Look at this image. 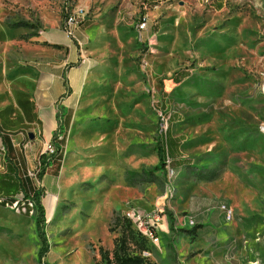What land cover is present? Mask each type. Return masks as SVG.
Masks as SVG:
<instances>
[{"label": "rangeland", "instance_id": "1", "mask_svg": "<svg viewBox=\"0 0 264 264\" xmlns=\"http://www.w3.org/2000/svg\"><path fill=\"white\" fill-rule=\"evenodd\" d=\"M224 5L220 11L213 0H0V76L10 79L36 63L33 57L57 64L56 51L41 46L48 37L68 39L64 13L84 9L82 20L93 21L90 44L80 39L85 49L72 41L77 64L87 63L89 72L62 173L46 185L31 169L44 191L48 262L106 264L99 249H113L119 231L110 226L121 211L148 237L144 256L152 264H264V0ZM144 16L148 27L140 30ZM8 18L30 25L9 28ZM181 70L191 75L175 83ZM163 95V113L180 116L175 131L185 137L182 152L191 163L174 175L157 155ZM145 169L157 181H126V171ZM215 203L233 207L235 219L190 226L189 216ZM153 215L159 220L148 228ZM195 227L192 239L185 229ZM39 245L35 219L0 206V264H37Z\"/></svg>", "mask_w": 264, "mask_h": 264}, {"label": "crops", "instance_id": "2", "mask_svg": "<svg viewBox=\"0 0 264 264\" xmlns=\"http://www.w3.org/2000/svg\"><path fill=\"white\" fill-rule=\"evenodd\" d=\"M224 2L225 0H213V3H216V9L220 11H224L226 7ZM92 23L91 20L89 25L82 26L78 32V37L82 41H86V45L90 44L88 29ZM154 29L156 28L154 27ZM46 42L45 46L41 47L45 50L56 51L59 58L57 64H52L51 61L40 64L39 59L33 57L32 61L34 60L36 63L24 67V69L14 70V72H22L23 75L14 78L10 73L11 79L8 77L9 73L0 76V79L4 81L0 87V197L2 198L13 196H8L10 193L22 192L21 186L28 192L37 189L31 169H38L39 157L44 153L46 144L51 142L57 129L58 108L61 109L63 117L67 114L69 119L66 124L68 129L66 150L69 136L73 130L72 126L77 113L75 110L84 89L89 65L87 63L77 64L79 55L75 49H78V46L72 43L69 38L56 42L48 37ZM38 49L40 48H33L30 52ZM48 59L54 61L52 57H48ZM166 102L165 97L164 104L160 103V106L162 104L165 107ZM178 121L171 124L170 136L172 138L183 136L175 131L174 124ZM182 144L177 153L178 159L185 158ZM64 159L60 169L61 173ZM53 170V163H51L49 170L43 176V182H46V178L49 176L57 180L60 172L56 175ZM45 184L47 185V182ZM56 188V185H53L52 188H49V193L55 195ZM216 204L207 207L205 212L198 217L194 216L200 219L196 222L212 224L225 222L220 210L214 206ZM23 215L27 218L33 217ZM186 233L194 239L195 235L193 237V234ZM173 235L175 234H171L170 240L173 239ZM170 247L176 255L172 243Z\"/></svg>", "mask_w": 264, "mask_h": 264}, {"label": "trees", "instance_id": "3", "mask_svg": "<svg viewBox=\"0 0 264 264\" xmlns=\"http://www.w3.org/2000/svg\"><path fill=\"white\" fill-rule=\"evenodd\" d=\"M66 3L71 0H65ZM68 17V12L64 13V21ZM91 20H85L81 27L84 25H89ZM6 24L9 28H23L29 27V21L22 19V21L14 22L11 18L6 20ZM156 30L159 28V24L155 25ZM191 74L188 70H181L176 72L173 81L175 83L182 82L185 78L189 77ZM165 96L163 95L161 98V103L164 104ZM160 106L163 110L166 108L164 105ZM57 115V129L54 132L53 138L51 140V144L54 146L55 150L52 154L43 153L39 157V167L37 171V178L43 181L44 174L49 170L50 164L53 163L54 172L56 175L59 174L61 166L63 164V159L66 151V139L68 135V129L66 128V124L69 121L68 115L62 114L60 108H58ZM263 117V116H262ZM262 119V118H261ZM180 120L179 114H171L168 119L169 129L166 134H160V138L157 144V155L160 160V165L166 168L167 158L171 159L170 166L175 171L181 166H190L189 160L187 158L178 159L177 153L183 140L184 136H178V138H172L170 136L172 123ZM264 139V138H263ZM4 144L6 146L5 140ZM157 168V167H156ZM126 180L134 183V182H145L152 181L155 182L158 179V176L154 174L152 170L147 171L142 170V172H134L132 170H128L125 173ZM24 199L28 196H32L35 201V215H32L35 219V226L40 238V245L37 252V264H52L46 260V256L50 251L49 240L47 236V232L45 230L47 224V214L45 213V208L42 203V189H35L34 191L28 192L25 190L23 186H21ZM23 199V200H24ZM23 200H19V198L11 196V197H0V205L12 206L16 202L20 205ZM25 215H30L29 211ZM31 216V215H30ZM169 223L172 231H175V219L173 217L172 212H169ZM198 227V226H197ZM197 227L193 229H185L186 232L195 235ZM110 230L119 231V233L113 239V249L111 251L105 249L103 246H100L99 252L100 257L103 262L106 264H152L151 260L146 258L145 253L150 251V244L148 237L145 236L142 232L138 231L130 217L124 215L121 211H115L112 224L110 226Z\"/></svg>", "mask_w": 264, "mask_h": 264}, {"label": "built area", "instance_id": "4", "mask_svg": "<svg viewBox=\"0 0 264 264\" xmlns=\"http://www.w3.org/2000/svg\"><path fill=\"white\" fill-rule=\"evenodd\" d=\"M84 16H85L84 9H78L75 11L73 10L71 12H68V17L66 18V20L64 21V24L62 26L67 37L71 41L75 40L79 44L81 49L86 48L84 43H82V41L78 37V32L81 29V24L85 21V20L84 21L82 20L84 18ZM147 27H148L147 19H146V16H144L140 20L139 29L140 30H146ZM82 60H83V62H88V64H90V60H88V58L85 57ZM261 89L264 90V81L261 82ZM164 111L165 110H163L161 108V111H160L161 133L160 134H166V132L169 129L168 119H169L170 115L167 116L166 113L165 114L163 113ZM262 118H264V116ZM259 130L264 131V125H262V126L259 125ZM46 145H47V147H46L45 153L52 154L55 150L54 146L51 143H47ZM167 159H168L167 165H166L167 174L168 175H174V169L171 168V166H170L171 159H169V158H167ZM36 174H34L35 177H37ZM23 199H24V197L22 199H19V200H23ZM30 200H34L32 196H28L26 199H24L22 201V203L20 205L18 204V202H16L14 204V206H16L18 212H20L22 214H27L28 211L30 214H36L35 212H31ZM214 206L225 214L227 222H231L232 220L235 219V210L233 207L229 206L226 203H217ZM152 220H156V221L159 220L158 215H153V216L149 217V219L146 220V227L149 228L148 222L152 221ZM188 222H190V226H196V224H197V222L193 216L188 217Z\"/></svg>", "mask_w": 264, "mask_h": 264}, {"label": "bare ground", "instance_id": "5", "mask_svg": "<svg viewBox=\"0 0 264 264\" xmlns=\"http://www.w3.org/2000/svg\"><path fill=\"white\" fill-rule=\"evenodd\" d=\"M262 93L264 95V90H262ZM262 125H264V118H262V120H261V125L260 126H262ZM260 133L264 137V131L262 130V131H260ZM174 174H175V170H174ZM30 207H31V212H35V201L34 200H30ZM220 212L223 215L225 222H227L225 214L222 211H220ZM30 215H35V214H30ZM189 224H190V222H189Z\"/></svg>", "mask_w": 264, "mask_h": 264}, {"label": "water", "instance_id": "6", "mask_svg": "<svg viewBox=\"0 0 264 264\" xmlns=\"http://www.w3.org/2000/svg\"><path fill=\"white\" fill-rule=\"evenodd\" d=\"M65 154H66V151H65Z\"/></svg>", "mask_w": 264, "mask_h": 264}]
</instances>
